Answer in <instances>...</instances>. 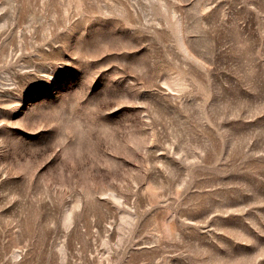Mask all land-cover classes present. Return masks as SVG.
<instances>
[{
    "label": "rangeland",
    "instance_id": "1",
    "mask_svg": "<svg viewBox=\"0 0 264 264\" xmlns=\"http://www.w3.org/2000/svg\"><path fill=\"white\" fill-rule=\"evenodd\" d=\"M0 264H264V0H0Z\"/></svg>",
    "mask_w": 264,
    "mask_h": 264
}]
</instances>
